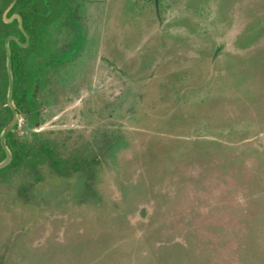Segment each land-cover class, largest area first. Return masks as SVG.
I'll return each instance as SVG.
<instances>
[{"label": "rangeland", "instance_id": "1", "mask_svg": "<svg viewBox=\"0 0 264 264\" xmlns=\"http://www.w3.org/2000/svg\"><path fill=\"white\" fill-rule=\"evenodd\" d=\"M17 1L0 0V75ZM30 11L50 66L32 83L37 112L17 110L10 131L68 164L35 170L11 149L0 264H264V0ZM6 104L10 83L0 144Z\"/></svg>", "mask_w": 264, "mask_h": 264}, {"label": "trees", "instance_id": "2", "mask_svg": "<svg viewBox=\"0 0 264 264\" xmlns=\"http://www.w3.org/2000/svg\"><path fill=\"white\" fill-rule=\"evenodd\" d=\"M33 0H18L17 5L13 8V12L19 13L22 17V25L18 19H15L12 23H5L8 28H12L5 36L4 39H8L10 36H16L17 39L11 40V67L14 74V91L13 97L17 110L19 112H24L26 114H31L37 112L39 108L38 100L33 96V80L37 77L38 73L46 68L49 64L47 62L44 64L41 61L44 58L45 50L42 47L38 36L35 35L31 27V11L30 6ZM24 29V30H23ZM31 34L30 44L25 47L23 44L28 42L27 35ZM3 41L5 44L6 41ZM2 57V69L3 72L0 75V97L6 98L8 87L10 83L9 72L7 68V51L3 48ZM39 60V64L36 62ZM51 60V59H50ZM53 60V59H52ZM50 66V65H49ZM29 71L32 73L30 76ZM6 111L8 113L7 122L13 119L14 110L11 105L6 104ZM7 142L10 148L14 152V161L19 157L24 156L33 166L37 169V164L44 159L50 161L51 165L60 170L65 164H68L67 160L62 159L57 155V152L50 146L41 147H28L24 144H20L17 140L13 138L12 131L7 133ZM0 154L1 159L6 158L7 152L2 144H0ZM73 166L77 167L78 162H73ZM1 171V169H0Z\"/></svg>", "mask_w": 264, "mask_h": 264}, {"label": "water", "instance_id": "3", "mask_svg": "<svg viewBox=\"0 0 264 264\" xmlns=\"http://www.w3.org/2000/svg\"><path fill=\"white\" fill-rule=\"evenodd\" d=\"M16 17L19 18L20 20V23H21V26H23L22 24V17L21 15H16ZM24 30V29H23ZM27 35V33H26ZM27 38H28V42L26 44H23L25 46H27L29 43H30V37L27 35ZM12 39H17L16 36H10L8 37L7 39V46H8V60H9V75H10V98L13 97V91H14V78H13V74H12V71H11V40ZM13 110H14V117H13V120L12 122L7 126V128L4 130L3 132V136H2V145L3 147L5 148L6 152H7V156L6 158L4 159V161L0 162V169L1 168H4L5 166H7L12 158H13V153L11 151V148L9 147V145L7 144L6 142V136H7V133L13 128V126L16 124L17 120H18V115H17V109H16V106L15 105H11Z\"/></svg>", "mask_w": 264, "mask_h": 264}, {"label": "flooded vegetation", "instance_id": "4", "mask_svg": "<svg viewBox=\"0 0 264 264\" xmlns=\"http://www.w3.org/2000/svg\"><path fill=\"white\" fill-rule=\"evenodd\" d=\"M12 10H13V9H12ZM13 13L15 14V13H17V12H13ZM16 15H19V13H17ZM15 19H18V20H19V18H18V17H16V16H15V17H13V21H14ZM19 21H20V20H19ZM25 44H26V43H25ZM29 44H30V43H29ZM24 46H25V45H24ZM25 47H26V46H25Z\"/></svg>", "mask_w": 264, "mask_h": 264}]
</instances>
